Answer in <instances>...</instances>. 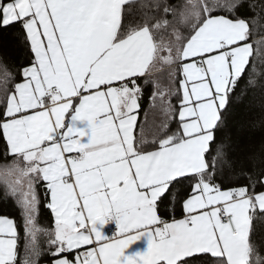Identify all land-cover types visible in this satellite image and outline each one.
I'll use <instances>...</instances> for the list:
<instances>
[{
    "label": "snow or ice",
    "instance_id": "obj_1",
    "mask_svg": "<svg viewBox=\"0 0 264 264\" xmlns=\"http://www.w3.org/2000/svg\"><path fill=\"white\" fill-rule=\"evenodd\" d=\"M0 33V264H264V148L224 134L264 0H0Z\"/></svg>",
    "mask_w": 264,
    "mask_h": 264
},
{
    "label": "trees",
    "instance_id": "obj_2",
    "mask_svg": "<svg viewBox=\"0 0 264 264\" xmlns=\"http://www.w3.org/2000/svg\"><path fill=\"white\" fill-rule=\"evenodd\" d=\"M135 10V6H134ZM0 57L20 62L24 58V49L14 35L0 33ZM241 88L237 94H241ZM224 134L231 138L241 152H260L264 148V93L259 91L255 95L251 91L243 96L242 101L234 106L232 115L224 128ZM2 162V161H0ZM12 209L0 204V213H11ZM259 235L264 237V226H261Z\"/></svg>",
    "mask_w": 264,
    "mask_h": 264
},
{
    "label": "crops",
    "instance_id": "obj_3",
    "mask_svg": "<svg viewBox=\"0 0 264 264\" xmlns=\"http://www.w3.org/2000/svg\"><path fill=\"white\" fill-rule=\"evenodd\" d=\"M145 106H147V105H145ZM104 231H105L106 235H109L108 232H107L106 226H105ZM145 247H146V242L145 241H140V242H137V243L133 244L132 246H130V248L127 250V252L129 254H131V253H134L136 251H142V250H144Z\"/></svg>",
    "mask_w": 264,
    "mask_h": 264
},
{
    "label": "built area",
    "instance_id": "obj_4",
    "mask_svg": "<svg viewBox=\"0 0 264 264\" xmlns=\"http://www.w3.org/2000/svg\"><path fill=\"white\" fill-rule=\"evenodd\" d=\"M106 228L109 235H111L112 232L115 231L114 225H106Z\"/></svg>",
    "mask_w": 264,
    "mask_h": 264
}]
</instances>
